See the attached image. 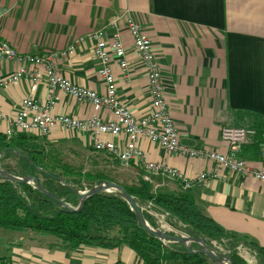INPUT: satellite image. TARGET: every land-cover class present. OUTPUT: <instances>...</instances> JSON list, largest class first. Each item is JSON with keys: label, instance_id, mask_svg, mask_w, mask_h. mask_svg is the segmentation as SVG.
<instances>
[{"label": "crops", "instance_id": "0c3cea01", "mask_svg": "<svg viewBox=\"0 0 264 264\" xmlns=\"http://www.w3.org/2000/svg\"><path fill=\"white\" fill-rule=\"evenodd\" d=\"M125 13L139 22L152 43L179 144L226 154L221 127H251L257 135L240 149L239 157L251 168L259 167V149L264 144L260 136L264 130V0H0V38L30 56L62 52L83 39L72 52L54 59L56 70L75 85L102 93L94 43L87 36L96 30H103L107 37L118 32L128 67L121 71L113 66L116 94L123 106L141 117L150 107L145 67L132 50L124 22H112ZM15 68L12 62H0V77ZM48 93L43 80L34 88L24 80L3 87L0 129L10 126L23 98L33 95L41 101ZM53 97L54 114L113 119L109 111L79 103L62 91H55ZM44 139L67 147L76 145L100 157L103 162L98 163L104 167L118 161L95 152L84 134L57 128ZM114 141L124 144L122 137ZM138 145L146 160L182 172L191 181L190 188L184 191L178 182L149 173L140 162L118 161L121 166L147 178L155 192L191 194L223 232L264 249V182L235 174L206 158L168 153L147 139H140ZM201 174L209 175V180L197 181ZM51 242L50 237L0 228V264H144L125 245L109 249L83 246L67 252L51 249Z\"/></svg>", "mask_w": 264, "mask_h": 264}, {"label": "trees", "instance_id": "16d2710c", "mask_svg": "<svg viewBox=\"0 0 264 264\" xmlns=\"http://www.w3.org/2000/svg\"><path fill=\"white\" fill-rule=\"evenodd\" d=\"M41 139L44 138L26 134L6 138L0 133V165L8 159L15 160L12 168L1 167L18 177H36L48 192L72 207L79 204L78 191L104 180L114 182L127 190L140 209L149 202L155 211L165 214L166 222L175 230L200 239L209 248L211 242L221 244L226 252L223 256L232 264H247L238 254L239 247L249 249L255 255L256 264H264L263 248L223 232L198 207L191 194L155 192L142 176L123 183L109 171L110 168H124L118 161L112 160L109 167H104L87 157L90 166L85 167L83 163H72L67 159L69 147L42 143ZM142 214L154 227L153 219L143 210ZM0 228L50 237L51 249L67 252L83 246L109 249L125 245L144 264H213L204 255L190 254L179 244L165 246L149 235L118 194L92 195L81 211L71 212L27 184L0 179ZM191 244L190 249H199L198 244Z\"/></svg>", "mask_w": 264, "mask_h": 264}, {"label": "built area", "instance_id": "2783aa9c", "mask_svg": "<svg viewBox=\"0 0 264 264\" xmlns=\"http://www.w3.org/2000/svg\"><path fill=\"white\" fill-rule=\"evenodd\" d=\"M120 21L125 24L132 42L133 52L139 56L145 67L150 98V107L146 114L141 117L134 116L117 97L113 66H117L121 71L128 67L126 50L118 32L107 37L103 30H96L87 36V39L94 43L93 55L98 64L97 75L104 84L102 93L75 85L59 75L56 70L54 59L58 55H66L68 52H72L76 45L83 42V39L70 44L62 52L30 56L20 54L0 38V62H12L16 66L8 76L0 77V90L21 80L28 82L31 88H34L43 80L49 91L45 100L37 101L33 95L23 98L20 102V109L15 114L12 123L9 127L0 129L1 133L6 138L16 134L47 138L52 130L59 128L62 131L74 132L78 135L84 134L89 138L95 152L103 153L123 164L131 162L138 164L140 162L141 166L149 173L178 182L184 191L190 188L191 181L177 169L146 160L144 152L138 145L140 139H147L168 153H179L188 158H206L217 166L227 168L235 174L264 182V144L259 149L260 166L256 169L251 168L244 159L239 157L240 149L248 145L257 135L254 128L221 127L220 137L228 146L226 154L192 150L179 144L178 132L164 97L160 65L156 53L152 49V43L134 17L125 13L123 16L116 17L112 22L116 24ZM58 90L79 103L90 104L109 111L113 119L108 121L99 118L79 119L63 114H54L55 100L53 94ZM3 119L0 114V122ZM260 136L264 139V130L260 132ZM102 137L108 139L103 140ZM119 137L124 139V144L114 141ZM215 176V174L211 175L212 178ZM209 177V175L201 174L196 180L206 182ZM142 210L153 219L158 230L168 234H176V236H187L170 226L166 222V215L155 211L151 203L144 204ZM239 251L248 253L242 247H239L238 254Z\"/></svg>", "mask_w": 264, "mask_h": 264}, {"label": "water", "instance_id": "95a60500", "mask_svg": "<svg viewBox=\"0 0 264 264\" xmlns=\"http://www.w3.org/2000/svg\"><path fill=\"white\" fill-rule=\"evenodd\" d=\"M0 179L10 181L14 184H27L34 189L38 190L46 197L50 198L52 201L59 204L61 207L71 211V212H79L81 211L84 206H86L88 198L92 195L99 194V193H112L118 194L122 197V199L131 207L133 214L136 218L137 223L152 237L159 240L162 243H170V244H179L183 246L188 253L190 254H201L206 256L209 260L213 262V264H232L231 261L221 254L216 253L215 251L211 250L203 241L197 238L191 237H181L176 235H171L164 233L157 228L150 226L147 221L145 220L141 209L138 207L137 203L135 202L134 198L127 192L125 188L121 185L116 184L114 182L109 181H101L98 184L92 185L90 188L85 189L84 191H78L77 194L79 195V204L76 207H72L62 200L56 198L53 194L48 192L43 185V183L38 180L36 177H18L15 175L11 170L3 168L0 166ZM59 182L61 180L57 179ZM189 243H197L199 246L198 250L190 249Z\"/></svg>", "mask_w": 264, "mask_h": 264}, {"label": "rangeland", "instance_id": "374dc122", "mask_svg": "<svg viewBox=\"0 0 264 264\" xmlns=\"http://www.w3.org/2000/svg\"><path fill=\"white\" fill-rule=\"evenodd\" d=\"M40 142L42 143H48L47 140L45 139H41ZM66 146V145H63ZM71 151L67 152V156H68V160L70 162H76V163H83L85 165V167H89L90 166V162L87 159V157H91L95 162H99L100 164H102V159L100 157H92L89 154H87L86 152H82L76 145H73V147H69ZM85 162V163H84ZM3 165H7L9 167H13L15 165V160L14 159H8L4 162V164H1L0 166ZM109 171H111L113 174H115V176L118 178V180L122 181L123 183H130L133 179H135L137 176L134 173H131V171L129 169L125 168H115L112 169L110 168ZM88 189V188H86ZM154 228H156V225L154 226ZM12 232V231H9ZM167 233V232H165ZM168 234V233H167ZM174 235V234H171ZM176 235V234H175ZM10 236H15V234L10 233ZM165 246H168V244L170 243H163ZM190 246L192 245L191 243H189ZM194 244V243H193ZM197 244V243H195ZM212 246H210V249L215 251L216 253H219L221 255L225 254V250L224 247L221 244H216V243H212ZM195 250V249H194ZM240 256L246 260V262L248 264H256V260L254 259L255 257L252 255H250L249 253H246L245 251H239Z\"/></svg>", "mask_w": 264, "mask_h": 264}]
</instances>
